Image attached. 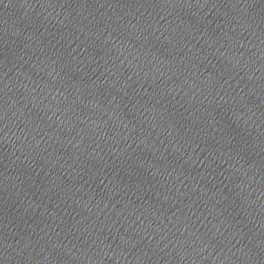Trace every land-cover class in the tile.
Segmentation results:
<instances>
[{"label": "water", "instance_id": "1", "mask_svg": "<svg viewBox=\"0 0 264 264\" xmlns=\"http://www.w3.org/2000/svg\"><path fill=\"white\" fill-rule=\"evenodd\" d=\"M0 264H264V0H0Z\"/></svg>", "mask_w": 264, "mask_h": 264}]
</instances>
